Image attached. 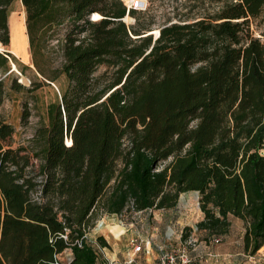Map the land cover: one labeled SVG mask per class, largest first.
Segmentation results:
<instances>
[{
  "label": "trees",
  "instance_id": "1",
  "mask_svg": "<svg viewBox=\"0 0 264 264\" xmlns=\"http://www.w3.org/2000/svg\"><path fill=\"white\" fill-rule=\"evenodd\" d=\"M14 2L0 0L4 47ZM21 2L32 62L66 85L30 146H14L15 127L0 119V264H98L88 239L98 209H172L189 191L199 192L204 213L198 230L224 235L234 216L246 223L245 251L261 249L264 0H227L199 16L196 4L176 6L178 20L160 25L158 38L145 34L155 15L132 9L128 24L123 0ZM56 37L58 72L42 63ZM11 57L18 62L0 52V70H10ZM96 243L109 246L102 235Z\"/></svg>",
  "mask_w": 264,
  "mask_h": 264
},
{
  "label": "rangeland",
  "instance_id": "2",
  "mask_svg": "<svg viewBox=\"0 0 264 264\" xmlns=\"http://www.w3.org/2000/svg\"><path fill=\"white\" fill-rule=\"evenodd\" d=\"M146 1L148 3L146 11L149 13L148 15H155L156 22L152 24L151 30L145 34L153 33L155 38L160 25L165 23L168 18L173 17L174 22L178 20L174 14L176 6H179V10L187 11L191 5L196 4L197 7L194 8L193 13L199 16V10L208 8L210 11H216L227 0H182L186 1L187 4L185 5H181L182 3L176 0ZM123 2L127 3L128 0H123ZM143 15L147 20L149 19L147 14ZM134 19L135 17L131 15H128V18L125 17V21L128 23H133ZM257 22L264 25V10ZM9 25L12 33V45L5 46V50L11 48L15 52L12 54L18 62H15L11 57L9 59L10 70H0V119L15 127L14 146H30L33 144L32 139L37 129L48 124L49 104L57 99L61 87L66 85V79L60 74L57 80L52 82L43 77L32 62L25 22V9L21 0H15L13 3ZM63 31L58 33L59 37L62 36ZM259 33L257 31V35ZM57 37L53 38L50 43V46L54 48L52 59L47 62L42 61L48 69L55 72L60 69L62 61L57 52ZM13 45H16L17 49ZM13 64L16 67L14 69ZM19 65H26L30 68H27L23 73ZM105 70L106 66L102 65L97 69L96 74H101ZM27 112L29 116L25 120L24 117ZM170 160L164 162L163 165ZM36 163L38 166L39 161ZM120 166L121 162L119 161L118 167ZM199 197V193L196 191L182 193L177 207L172 209L135 211L132 208V203H129L122 213H100L101 211L98 209V219L88 232L89 242L97 247L98 264H127L129 257H134L133 264H154L158 260V255L160 256L162 252L172 249L178 244L176 238H169L171 230L177 234L183 231L185 234L186 228H192L187 233L197 239L198 245L203 244L208 247L212 245L214 249H218L219 260L217 264H238L237 261L242 259L247 261L246 255L249 253L244 249L243 240L246 230L245 221L230 216L231 226L224 235L208 234L203 230H198L197 224L201 221V217H204ZM100 235L106 238L109 243L108 247L102 248L97 245L96 238ZM132 238L141 243L143 247L141 251L135 253V246L131 243ZM215 238H220V242L216 243ZM69 255L70 251H67L63 254V258L67 259ZM211 261L208 260L205 263L209 264ZM260 261V264H264L262 260Z\"/></svg>",
  "mask_w": 264,
  "mask_h": 264
},
{
  "label": "built area",
  "instance_id": "3",
  "mask_svg": "<svg viewBox=\"0 0 264 264\" xmlns=\"http://www.w3.org/2000/svg\"><path fill=\"white\" fill-rule=\"evenodd\" d=\"M125 5L128 11L126 16L129 15L130 10L132 9L138 11H146L148 9V3L146 0H128V2L125 3ZM102 17L103 16H101V18ZM90 19L93 21L99 20V19L96 20L94 19V13L91 14ZM134 22L135 19L133 23ZM158 31H160V29ZM156 37L158 36L156 35ZM65 141L68 146L72 144V139L69 136H66ZM169 238L171 239L176 238L178 240V244L172 249L162 252L158 257L157 262H155L154 264H196L197 263V257L193 256V252H195L199 246L197 244V239H194L192 236H188L187 238H185L183 231L177 234L173 230H171ZM215 242L219 243L220 239L216 238ZM131 243L135 246V253L142 250L143 247L141 243L138 242L137 239L132 238ZM134 260H135L134 257H129L127 260V264H133Z\"/></svg>",
  "mask_w": 264,
  "mask_h": 264
},
{
  "label": "crops",
  "instance_id": "4",
  "mask_svg": "<svg viewBox=\"0 0 264 264\" xmlns=\"http://www.w3.org/2000/svg\"><path fill=\"white\" fill-rule=\"evenodd\" d=\"M29 41V38H28ZM15 49H17L16 45H13ZM11 51H13L11 49ZM15 53V52H14ZM186 193V192H185ZM204 217L202 216L200 220H202ZM195 256L197 257V263L196 264H208L205 263V261L212 260L209 264H217L219 260V253L218 249H214L211 245V247L200 244L198 246V249L194 252ZM159 256V255H158ZM157 256V258H158ZM248 257L247 261L246 259H242L241 261H237L238 264H260V260H262V263H264V246L259 249L255 254H249L246 255Z\"/></svg>",
  "mask_w": 264,
  "mask_h": 264
},
{
  "label": "bare ground",
  "instance_id": "5",
  "mask_svg": "<svg viewBox=\"0 0 264 264\" xmlns=\"http://www.w3.org/2000/svg\"><path fill=\"white\" fill-rule=\"evenodd\" d=\"M101 18V16L98 14V13H94V19L96 20V19H100ZM127 18H128V16H127ZM157 33H158V31H157ZM156 33V34H157ZM5 50V47L2 45V44H0V51H4ZM10 52H12V53H14L13 51H11V50H9Z\"/></svg>",
  "mask_w": 264,
  "mask_h": 264
},
{
  "label": "water",
  "instance_id": "6",
  "mask_svg": "<svg viewBox=\"0 0 264 264\" xmlns=\"http://www.w3.org/2000/svg\"><path fill=\"white\" fill-rule=\"evenodd\" d=\"M159 35H160V31H159ZM159 35H158V37H159ZM158 37H156V38H158ZM6 52H9V53H12V52H10L9 50H5ZM1 53H3V51H0ZM14 68H16L15 66H14V64H13V69ZM12 72V71H11ZM197 193H199L198 191H196Z\"/></svg>",
  "mask_w": 264,
  "mask_h": 264
}]
</instances>
